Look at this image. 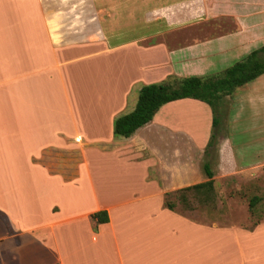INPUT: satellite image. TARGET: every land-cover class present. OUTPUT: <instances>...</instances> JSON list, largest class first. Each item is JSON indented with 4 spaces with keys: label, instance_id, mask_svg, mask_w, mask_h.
<instances>
[{
    "label": "crops",
    "instance_id": "crops-1",
    "mask_svg": "<svg viewBox=\"0 0 264 264\" xmlns=\"http://www.w3.org/2000/svg\"><path fill=\"white\" fill-rule=\"evenodd\" d=\"M262 45L264 0H0V264H264V212L243 226L165 205L205 180L192 165L205 103L166 102L112 135L140 85L216 73ZM227 100L222 175L264 179V72Z\"/></svg>",
    "mask_w": 264,
    "mask_h": 264
},
{
    "label": "trees",
    "instance_id": "trees-1",
    "mask_svg": "<svg viewBox=\"0 0 264 264\" xmlns=\"http://www.w3.org/2000/svg\"><path fill=\"white\" fill-rule=\"evenodd\" d=\"M263 72L264 45L216 73L184 77L169 75L162 81L142 84L136 90L132 109L112 119V135L128 137L135 129L147 123L162 104L180 98H192L205 103L211 113L209 136L203 150L208 154L215 151L217 137L225 124L223 121L226 108L224 106L223 110V105L228 101L227 98L236 87L249 82ZM201 168L205 180L176 190L182 202H185V192L193 193L198 202L213 199L215 191L212 172L206 161L202 162ZM165 205L168 208L174 207L171 202L165 201ZM91 216L96 223L107 220L104 210H98Z\"/></svg>",
    "mask_w": 264,
    "mask_h": 264
},
{
    "label": "rangeland",
    "instance_id": "rangeland-1",
    "mask_svg": "<svg viewBox=\"0 0 264 264\" xmlns=\"http://www.w3.org/2000/svg\"><path fill=\"white\" fill-rule=\"evenodd\" d=\"M122 33L127 34L128 31L125 30L122 32V25H120L119 38L122 37ZM227 102L228 101H226L225 105H223V110L224 106L226 108L225 112L229 111V105ZM225 119L226 114L223 122H225ZM190 127H192L195 132L199 134L198 126L192 125ZM225 130L226 127L223 125L219 136L223 135ZM76 156L77 152L75 150H57L55 152L52 150L47 151V157L61 159L62 161L67 160L69 162H74ZM204 161H206L209 165L212 172L214 189L216 187L213 199L206 202H198L196 197L192 195L193 193L185 192V202H182L178 195L179 192L175 190L165 193V201L174 204V209L179 213L189 216L203 214L207 215L210 219L213 218L219 220V222L223 224L236 222L243 226L252 225L257 217L264 212L263 205L256 206L257 202L251 205L249 202V199L253 196H258L261 200L264 199V192L257 190L258 186L256 185L257 180L259 185H264L263 176H253L242 173H239L238 175H229V173L222 175V173L224 174L230 172V166H225L226 168L224 171L222 170L219 165L215 149V151H211L208 154L204 153V151L192 153V165L193 167L196 166L197 169H199L204 178L205 176L201 168V164ZM224 164L226 165L228 162L225 161ZM234 184H239V188H235Z\"/></svg>",
    "mask_w": 264,
    "mask_h": 264
}]
</instances>
